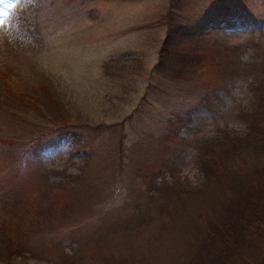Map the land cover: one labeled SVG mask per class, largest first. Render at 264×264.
Returning a JSON list of instances; mask_svg holds the SVG:
<instances>
[{
  "label": "rangeland",
  "instance_id": "obj_1",
  "mask_svg": "<svg viewBox=\"0 0 264 264\" xmlns=\"http://www.w3.org/2000/svg\"><path fill=\"white\" fill-rule=\"evenodd\" d=\"M35 2L0 0V168L16 178L4 154L30 135L58 132L21 104L29 92L42 104L39 84L55 90L68 124L42 164L27 166L31 192L7 202L0 195V258L264 264V145L253 137L263 123L253 112L264 113V0ZM173 12L184 39L171 48L199 59L182 76L156 67ZM225 19L232 24L214 25ZM75 174L79 181L68 178ZM249 193L245 229L221 242L240 257L234 248L219 260L199 254L209 227Z\"/></svg>",
  "mask_w": 264,
  "mask_h": 264
},
{
  "label": "trees",
  "instance_id": "obj_2",
  "mask_svg": "<svg viewBox=\"0 0 264 264\" xmlns=\"http://www.w3.org/2000/svg\"><path fill=\"white\" fill-rule=\"evenodd\" d=\"M35 0H31L30 3V8L34 7L36 4ZM34 3V5H33ZM25 11V10H23ZM22 11V12H23ZM178 12L175 13H171L170 14V25L168 24L167 27V32L163 41L162 46H160L159 48V54L160 56H158V64H157V68L161 69V70H169L171 71V74L174 76H182L185 68H188L190 66H194V65H198L199 63V59L197 57V55H195V52L193 49H188V48H181L182 51L175 50V48H171V46L177 45L178 43H180L184 38V36H182V34H180V30L182 28H180V26H182L181 24V20L179 19L177 21L178 18ZM180 18V17H179ZM182 18V17H181ZM173 24V25H172ZM181 24V25H180ZM232 24L231 21L226 20L222 21V20H216V23H214L215 26H223V25H228L230 26ZM176 47V46H175ZM188 49V50H187ZM195 55V56H194ZM3 74L4 71L1 72L0 77L3 78ZM189 74V72H188ZM3 84V83H2ZM1 84V88H3L4 92H6V86ZM40 89L44 90V95L42 93V97H44V101L42 100V104L39 105L40 103H38L40 101L39 97H31L28 94H31L30 92L28 94H26V97H28L29 99L24 100L23 103L21 102L22 106H24L25 108H31L33 110H37L38 114L40 115V118L44 117L47 119L46 121H48L49 123V128H51L52 126L55 127L56 130H58V132L56 133V135H50L51 131L50 129L47 130V132H40L38 133V135L36 134V136H32L31 135L28 137L29 143L27 145H25V147H22L21 149H19L18 153L17 152H10V153H5V158H3L4 161V165L6 166H10L14 169V171H16V178L14 175H12V177L8 176L7 177V172L4 171V167H1L0 170L3 171L2 175L5 174V178L6 181H2L0 182V195L2 197H4L7 202V200L10 201V196H13V193H20L21 197L24 196V192H31L29 185L27 186V183L30 184L31 182L28 181V173H29V169L30 167H36L37 165H41V161L39 158H41L45 152L47 151V149L49 150L50 147L52 146H56V144L59 143V141L65 137V135H63V131H66V125L67 123V116L64 112L63 107H59L58 104L60 105V101L58 99V97L55 94V90L54 93L47 87H43L42 84H39ZM258 89V87L256 88ZM48 91H51L53 93V96H49L48 95ZM264 91V86L263 88H261L259 90L260 94L263 93ZM262 106H264V98L262 99ZM3 99L0 100V102H2ZM6 101V100H5ZM1 105V103H0ZM1 110V109H0ZM9 114V112H7ZM254 115H259V117H261V121L262 123V127L264 128V113L262 114H257L256 111L253 112ZM10 115V114H9ZM11 117V116H10ZM45 121V120H44ZM262 127H256V131L255 134L253 135L254 138H256V140H260L259 143H261L262 145H264V136L263 132H262ZM70 137L72 142L75 143V140L73 138V132L71 131L70 133ZM3 140V139H2ZM1 143L6 144L7 146H12L14 145V142L10 139H5L3 140ZM15 155V157H14ZM12 157H14V160H12ZM28 165H32L30 167H27ZM78 167L80 169H85V168H81L80 165H78ZM46 171H48V169H46ZM43 172V174H47V172ZM84 172V171H83ZM257 173L261 176L264 174V167H261L260 169L257 170ZM2 175L0 174V177H2ZM209 175V174H208ZM31 177V176H30ZM264 177V176H263ZM263 177H259V178H263ZM68 178H73L76 180H80L78 177V174L75 175H71ZM11 182H18L17 187H15V189L10 190L7 187V183L10 184V182H8V180H11ZM27 181H26V180ZM67 182V181H66ZM38 184H40V181H38ZM65 184V183H63ZM62 184V185H63ZM61 184H59L58 186H62ZM26 187V188H25ZM44 189H49V195L52 194V187H51V183L47 182L44 183ZM24 189V190H23ZM67 190V192H66ZM64 192H66L65 196H68L69 194V190H70V186L69 188H67ZM56 193V192H54ZM249 196L246 195L245 198V202L241 203L240 201L236 200L234 202L233 205H229L231 209V215H229L230 218H227L226 221L224 220V222L221 224L219 223L216 228H213V230H211V228L209 227V229L207 230L208 234L210 233L209 237L207 236L206 238V242H204V244H201V247H199L198 249V253L199 254H207L209 252H211L212 255H215V257L217 258V260H219L221 257L219 256H224L228 249L231 250L233 249L235 246H232L231 248H228L222 244L221 242L224 241V239L230 240V236H232V233H235V235H238L240 233V231H242L243 229H245V224L242 221H247L246 219L249 218L250 216H246V209L248 208V204L252 203L251 199L249 198L251 195L250 193L248 194ZM14 196H19L18 194H15ZM27 196V195H26ZM57 197V196H56ZM55 197V198H56ZM24 201V200H21ZM55 201V200H54ZM53 201V202H54ZM26 204L28 203L27 201L25 202ZM15 206L13 207H17L18 206V202L14 203ZM20 207L23 208L24 206L20 204ZM26 207V206H25ZM65 209L67 210L68 205L65 204ZM18 208V207H17ZM37 208H31V210H34ZM235 209V210H234ZM23 213H24V208L22 209ZM69 211V210H67ZM22 213V214H23ZM231 224V225H230ZM225 229V230H224ZM210 231V232H209ZM225 233L226 237H222L219 238L221 236H219V233ZM216 241V243L214 242ZM217 244L221 245V249H218V247H216ZM9 244H11L9 242ZM15 253H22L23 251L19 252L18 248L16 250H14ZM233 252L237 253V255L240 257V253L238 251L237 248H234ZM9 259H5V258H0V264H9ZM69 264H72V262H69ZM193 264H205L202 263V261L197 260L195 261V263ZM247 264H250L247 262Z\"/></svg>",
  "mask_w": 264,
  "mask_h": 264
}]
</instances>
